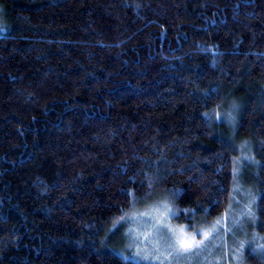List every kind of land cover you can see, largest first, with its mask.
<instances>
[{"label": "trees", "instance_id": "16d2710c", "mask_svg": "<svg viewBox=\"0 0 264 264\" xmlns=\"http://www.w3.org/2000/svg\"><path fill=\"white\" fill-rule=\"evenodd\" d=\"M0 10V264H140L119 221L164 199L264 264V0Z\"/></svg>", "mask_w": 264, "mask_h": 264}, {"label": "rangeland", "instance_id": "374dc122", "mask_svg": "<svg viewBox=\"0 0 264 264\" xmlns=\"http://www.w3.org/2000/svg\"><path fill=\"white\" fill-rule=\"evenodd\" d=\"M0 32L2 34L4 31L2 32L0 28ZM164 200L146 205L143 209L136 210L119 221L126 225V232L130 236L131 246L125 250L130 253L135 251L134 258L138 259L140 264H217V261L222 264V261L217 260L216 257L210 260L217 251L226 255L227 259L224 264H242L241 253L235 255L234 248L228 242L224 244L221 236L224 233L222 229L225 227V222L229 223L230 220L231 223L237 222L235 213L231 212L230 215L225 212L222 217L214 219L211 224H204L196 230L189 231L186 226L173 223L171 206L168 201L166 203ZM234 200L236 199L233 197ZM244 209L250 214V206ZM206 233L207 236H205ZM217 235L220 237L217 238ZM193 237L194 241H202V243H199V246H193L188 251L182 250L177 243L178 238L191 239ZM216 242L223 244L218 246ZM216 246L219 248L210 250ZM230 258L233 263L228 262Z\"/></svg>", "mask_w": 264, "mask_h": 264}, {"label": "snow or ice", "instance_id": "6c2138e0", "mask_svg": "<svg viewBox=\"0 0 264 264\" xmlns=\"http://www.w3.org/2000/svg\"><path fill=\"white\" fill-rule=\"evenodd\" d=\"M182 231V230H181ZM207 236V233L205 234ZM177 243L180 245L181 249L184 251L190 250L193 246H199V243H202V241H194V237L189 239V238H178Z\"/></svg>", "mask_w": 264, "mask_h": 264}]
</instances>
